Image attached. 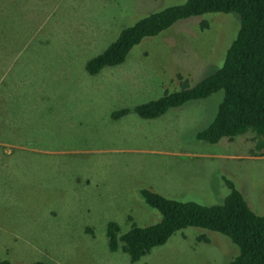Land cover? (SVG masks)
I'll return each mask as SVG.
<instances>
[{"label":"rangeland","instance_id":"1","mask_svg":"<svg viewBox=\"0 0 264 264\" xmlns=\"http://www.w3.org/2000/svg\"><path fill=\"white\" fill-rule=\"evenodd\" d=\"M184 1L0 0V260L227 264L238 254L228 238L199 228L176 232L135 263L107 245L110 222L124 234L132 223L160 221L140 189L215 206L229 179L264 216V158L249 154L255 134L216 144L196 138L214 119L222 91L158 125L134 112L112 117L218 70L239 29L237 15L179 20L144 38L120 65L85 71L123 29Z\"/></svg>","mask_w":264,"mask_h":264},{"label":"trees","instance_id":"2","mask_svg":"<svg viewBox=\"0 0 264 264\" xmlns=\"http://www.w3.org/2000/svg\"><path fill=\"white\" fill-rule=\"evenodd\" d=\"M208 13L235 14L239 19V29L225 53L222 66L192 87L184 80L180 90L165 92L155 101L121 110L112 117L134 112L145 120L156 119L172 108L222 91L223 99L214 119L197 133V140L216 144L221 139L232 141L252 132L255 137L249 141H254L255 147L249 154L264 157V0H185L181 5L167 7L123 29L113 43L87 62L85 71L93 76L105 67L120 65L144 38L160 34L179 20ZM203 26L207 27V24ZM224 182L229 192L223 203L215 206L168 199L148 189H140L144 203L155 209L161 219L147 227L132 223L124 234H120L116 223H108L109 251L120 250L135 263L152 249L164 245L176 232L199 228L220 234L237 247L238 254L227 264H264V216L249 208L231 180ZM0 264L11 263L0 260Z\"/></svg>","mask_w":264,"mask_h":264},{"label":"crops","instance_id":"3","mask_svg":"<svg viewBox=\"0 0 264 264\" xmlns=\"http://www.w3.org/2000/svg\"><path fill=\"white\" fill-rule=\"evenodd\" d=\"M191 102V101H190ZM188 103V102H187ZM185 103V104H187ZM193 103V102H192ZM183 104V105H185ZM182 106H179L177 108H172L170 110H168L163 116L159 117V118H156V119H151V120H147V124L150 125H158V122H161L162 121V117H175L177 116V112L183 107ZM179 156H183V157H193V156H198V154H193V153H181L179 154ZM200 157H201V154H200ZM256 158H264V157H256ZM226 177V176H225ZM151 189V188H149ZM148 189V190H149ZM151 191V190H150ZM153 192V191H152ZM155 193V192H154Z\"/></svg>","mask_w":264,"mask_h":264}]
</instances>
